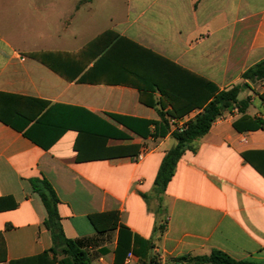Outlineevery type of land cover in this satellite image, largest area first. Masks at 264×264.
<instances>
[{"label":"crops","instance_id":"0c3cea01","mask_svg":"<svg viewBox=\"0 0 264 264\" xmlns=\"http://www.w3.org/2000/svg\"><path fill=\"white\" fill-rule=\"evenodd\" d=\"M34 1L0 0V264L53 247L31 183L43 179L58 199L63 235L88 264H181L176 260L183 256L214 249L264 264V178L241 158L264 151L258 97L264 79L247 82L249 89L238 95L250 97L245 114L262 120V128L238 133L232 124L240 114L225 113L189 145L158 193L154 180L175 145L173 130L151 136L158 106L142 102L149 93L116 82L110 54L112 36L124 38L218 91L229 89L264 60V0H125L108 28L77 49L40 47L46 24L37 19ZM86 3L78 1L74 10ZM45 52L61 60L59 72L30 55ZM151 94L157 101L159 94ZM199 112L192 110L179 124ZM118 117L150 122L149 135L135 134ZM78 130L86 133L76 151ZM107 149L119 154L94 158ZM143 149L144 158L135 161ZM78 155L84 160L78 162ZM107 213L116 214V225L114 216L96 218L95 226L90 221Z\"/></svg>","mask_w":264,"mask_h":264},{"label":"trees","instance_id":"16d2710c","mask_svg":"<svg viewBox=\"0 0 264 264\" xmlns=\"http://www.w3.org/2000/svg\"><path fill=\"white\" fill-rule=\"evenodd\" d=\"M83 1L87 2L88 0ZM106 36L107 34L100 36L98 42H103V38ZM112 37L113 39L110 43L115 48H111L110 54L117 62L116 82L130 83L144 96L149 93L148 100H142V102L149 107L158 106L156 112L159 121L152 122L154 132L151 136L154 139L163 138L169 131L168 120L165 118L166 114L171 118L179 120L192 110H200L198 114L184 123L181 130L177 129L171 132L175 145L165 153L155 177L154 186L158 193L165 189L177 161L184 151L189 148V145L208 133L212 124L225 113H230L235 109L240 114V118L232 124L233 129L238 133L262 128V120L245 114L250 105V97L238 99V95L242 88L249 89L247 82L264 79V60L242 73L241 78L244 81L242 84L218 91L207 80L153 52L141 48L124 38ZM30 55L38 58L56 72H59L61 60L55 57L53 53H32ZM152 92L159 94L157 101L152 98ZM258 97L264 104V93L258 95ZM166 106H169V110L163 112ZM115 119L137 135L142 137L149 135L147 126L150 122L148 121L123 117ZM127 120L141 125L144 128V132L127 123ZM78 131V138L74 145L76 151H79V141L86 133ZM25 134L28 135L29 133L26 132ZM118 136L123 137L122 134H118ZM106 152L94 158L105 159L108 156L119 154H112V151H109V149ZM241 158L264 178V151L243 152L241 153ZM76 160L79 162L83 161L84 158L78 155ZM31 183L45 208L46 218L44 226L51 234L53 247L48 252H44L39 256L11 261L9 264H88L85 253L78 248L74 241L65 238L63 235L60 218L57 213L58 199L50 184L44 179L40 181L32 180ZM141 196L145 198V196ZM103 216H114L112 226L116 225L117 216L115 213L91 216L90 221L95 226V219ZM159 230L162 231V226H160ZM121 231L123 232V228ZM58 255H63L64 257L57 259ZM176 261L185 264H258L235 260L224 252L215 249L208 255L183 256Z\"/></svg>","mask_w":264,"mask_h":264},{"label":"rangeland","instance_id":"374dc122","mask_svg":"<svg viewBox=\"0 0 264 264\" xmlns=\"http://www.w3.org/2000/svg\"><path fill=\"white\" fill-rule=\"evenodd\" d=\"M80 0H35L36 17L44 20L47 38L40 44L45 48L77 49L96 34L108 28L110 19L121 14L125 0H88L79 11ZM72 17L67 27V20ZM185 264V263H181Z\"/></svg>","mask_w":264,"mask_h":264},{"label":"built area","instance_id":"2783aa9c","mask_svg":"<svg viewBox=\"0 0 264 264\" xmlns=\"http://www.w3.org/2000/svg\"><path fill=\"white\" fill-rule=\"evenodd\" d=\"M167 120H168V124H169V126H170V128H171L172 130H177V129L181 130V128H182L183 125H184V123H180V124H179L180 120H177V119H174V118H171V117H168ZM145 154H146V150L143 149V150L137 155L135 161H141V160L144 158Z\"/></svg>","mask_w":264,"mask_h":264}]
</instances>
